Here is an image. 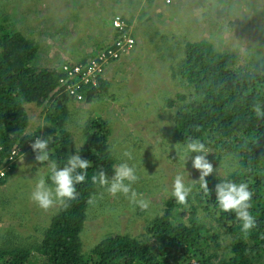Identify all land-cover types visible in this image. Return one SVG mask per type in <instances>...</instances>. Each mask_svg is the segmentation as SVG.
I'll list each match as a JSON object with an SVG mask.
<instances>
[{"label": "trees", "instance_id": "16d2710c", "mask_svg": "<svg viewBox=\"0 0 264 264\" xmlns=\"http://www.w3.org/2000/svg\"><path fill=\"white\" fill-rule=\"evenodd\" d=\"M0 31L2 161L13 149L19 156L33 154L28 147L30 139L50 135V160L62 167L72 152L66 123L68 103L73 99L60 83L61 67L39 66V43L21 31L7 30L3 24ZM117 37L118 32L114 40ZM181 73L193 89L191 95L180 93L167 104L179 105L173 117L176 136L183 144L199 139L213 152L236 161L238 168L226 175L249 184L254 194L250 212L256 227L241 232L235 214L219 212L215 195H205L197 185L184 204L170 195L144 233L110 234L84 252L81 232L90 197L99 187L91 177L101 169L111 175L115 165L108 149L110 126L105 120L93 118L82 127L84 144L79 149L91 164L85 181L76 186L77 198L67 206L60 205L50 225L40 227L41 240L12 242L9 246L5 244L13 237L3 239L0 264H264V120L257 119L252 111L257 101L264 100V54L252 66L241 65L235 53L217 50L208 41L187 43ZM108 86L100 79L98 88L86 92V100H94ZM25 103H34L45 111V126L33 133L27 132ZM15 167L0 179V185L6 183ZM216 176L208 178L210 188L223 178Z\"/></svg>", "mask_w": 264, "mask_h": 264}, {"label": "rangeland", "instance_id": "374dc122", "mask_svg": "<svg viewBox=\"0 0 264 264\" xmlns=\"http://www.w3.org/2000/svg\"><path fill=\"white\" fill-rule=\"evenodd\" d=\"M61 1L0 0V25L3 24L7 30L21 31L29 39L39 43L36 58L39 66L48 63V55L52 53L49 50L55 53L60 31L64 34V38L74 30L77 32L72 40L67 41L68 43H73L76 39L84 40L85 34L83 36L81 32L93 19L83 20L82 11L76 7L70 9L63 26L60 24L58 15L52 21L49 12L54 5H61ZM179 1L163 10L169 13L167 17L169 22L166 23L162 36L156 35L154 36L156 38H149L148 33L140 36L142 46L139 52H143L141 56H149L154 49L159 50L160 57L155 60L159 71L170 69V64L178 68L181 65V59L183 64L187 43L208 41L217 50L235 53L241 65L252 66L264 54V0H230L234 3L231 7L229 6L227 19L224 18L221 23L222 29L215 28L212 31L206 29V36L203 40L197 39V36L204 33L201 24L204 22L198 21L193 14L192 10L195 8L193 2L191 0ZM199 1L202 4V1ZM203 3L207 6L206 8L203 6L205 11L214 13L217 11L215 7L220 5V0H213L211 4ZM227 4L229 5V2ZM57 8L54 6L55 10ZM78 9L80 11H77ZM56 11L60 16L62 15L60 10ZM6 17L7 20L2 22ZM68 29H70L69 35L66 34ZM148 38L151 41H147ZM146 46L150 47L146 49ZM176 68L171 67V70H177ZM161 76L168 85L149 83L145 77H143V84L141 81L133 83L132 79L128 85L130 81L128 78L114 89L116 92L122 90L121 94L130 104L129 122L132 123L135 131L130 130V134L126 133V137L119 127L116 129L117 133H113V80L108 89L102 92V96L94 102L86 104V101L78 103L71 100L68 103L69 116L66 127L71 133V151L83 146L82 127L90 119L107 121L108 125H111L108 149L115 154L116 159L121 158L122 162L127 161L135 167L138 179L132 187L147 205L141 208L132 204L123 194L113 196L99 186L90 197L85 224L81 232L84 252H88L96 243L110 234L138 235L144 233L153 218L161 213L164 201L170 197L175 174L179 171H186L181 168L177 154L183 143L178 140L173 125L174 113L179 105L177 106L175 102L173 107H169L167 102L176 99L177 91L191 95L193 88L186 84L176 85L169 73ZM154 79L155 77L148 78V80ZM175 85L177 90L174 88V91L172 88ZM135 89L136 91H133ZM145 93L151 94V99L144 101L139 98ZM156 96L161 97L152 99ZM24 106L29 116L28 127L34 129L31 133L38 128H43L46 124L43 107L34 103H25ZM124 137L134 139L138 145L132 147L126 144L127 140L123 139ZM116 139L122 140L121 144L118 143V147H114ZM126 152L131 154V159L124 155ZM210 159L220 170L219 175L222 176L238 168L236 161L224 153L218 154L212 151ZM188 168L192 172V178H197L198 173L191 169L190 162ZM41 177L47 179V166L35 164L32 156L27 154L25 160L16 166V171L7 179L4 185L5 190L0 191L1 245L4 244L3 239L9 240L11 237L13 238L5 245L12 246V242L13 244L24 243L31 239L35 242L42 239L40 227L44 229L50 225L60 205L43 209L31 200V191ZM203 220L206 221L207 218Z\"/></svg>", "mask_w": 264, "mask_h": 264}, {"label": "crops", "instance_id": "0c3cea01", "mask_svg": "<svg viewBox=\"0 0 264 264\" xmlns=\"http://www.w3.org/2000/svg\"><path fill=\"white\" fill-rule=\"evenodd\" d=\"M179 0H172L171 3H166L165 0H152V1H142V0H62L60 3L61 5H54L58 7L56 10L61 11V16L59 15L58 11L52 7L51 11L49 12V17L53 21L58 15L60 17V24L63 26V22L66 17L69 15L71 8L79 7L82 11L81 14L84 16L83 20L91 21L85 26L82 30L81 34L84 36L83 39H76L73 43H68L67 41L72 40L77 32L74 30L70 35L69 30L66 32L67 36L64 38V34L60 31V39L57 43V47L55 49V53H50L48 55V63L46 65L41 64L47 68H57L59 69L63 63L66 62H79L86 59L90 54H95L97 50L103 47L105 44L108 45L113 42L114 38L116 37L117 30L112 27L111 20L116 16H122L128 23L131 33L136 40V44L133 49H131L128 53L122 56L120 59L110 62L105 69L104 73V80H106L109 84L111 80H113V133H117L116 129L119 127L122 134L126 133L130 134L131 131H135L131 122H129V117L131 116V112L129 111L130 104L126 101V97L122 95V90H118L117 92L114 90L120 82H124L128 78L130 79L128 85H130L131 80L133 79V83L140 82L141 84L144 83L143 77L149 83H156L159 84H166L168 83L163 79L161 76L162 74L169 73L172 75L173 80L176 82V85H187V81L183 78L181 70L183 67L182 59L181 65L176 68L173 64H170L169 68L165 71H159L157 68V62L160 57V52L158 49H154L149 56H141L143 52H139L140 46H142L140 41V36L142 34L148 33L149 38H156L154 36H162L163 30L166 28V23L169 22L167 17L169 15L168 12L163 11L164 8L167 6H172L178 3ZM195 6L192 10L193 14L198 18V21L201 22L204 33L200 36H197V39H202L206 36L205 30L208 29L209 31L214 30L215 28H221V23L223 22L224 18L227 19V14L230 11L229 6L234 2L230 0H220V5L216 6L214 13L211 11H205L204 7L205 3L211 4L213 0H201L202 4L199 0H191ZM179 2H182L180 0ZM229 2V5L227 4ZM200 5V7H198ZM84 6V8H83ZM204 6V7H203ZM83 8V10H82ZM79 9L77 11H80ZM172 14V13H171ZM200 18V20H199ZM69 19V18H68ZM208 19L212 20L210 22ZM71 21V19H70ZM76 22V20L74 21ZM199 22V23H200ZM207 22V23H206ZM206 23V24H205ZM73 25L75 23H72ZM198 25V24H194ZM70 27V26H69ZM222 29V28H221ZM221 32V30H220ZM73 35V36H71ZM175 37V36H171ZM147 41H151V40ZM150 46H146V49ZM53 54V55H51ZM57 54V56H56ZM149 63V66H147ZM173 69L177 70H171ZM149 77H155L154 80H148ZM175 87L172 90H177ZM177 86V87H178ZM139 89V88H138ZM137 89V90H138ZM174 90V91H175ZM133 91H136L133 90ZM103 92V91H102ZM102 92L97 94L94 97L95 101L102 96ZM182 92H176L177 95ZM151 94L145 93L140 99L146 101L150 97ZM161 96L152 97V99L159 98ZM173 99V98H172ZM174 100V99H173ZM91 101H87L86 104L91 103ZM168 104V102H167ZM29 117V116H28ZM34 130L30 126L27 128V132L31 133ZM110 133H111V125H110ZM123 139H126V138ZM128 145L135 147L138 144L134 141V139H126ZM122 142V140L116 139V143L114 147H118V143ZM134 154L143 155L142 153L139 154L138 152H133ZM29 154L32 156L34 160L33 154L31 152L26 153L21 157L20 160L17 161L16 166L25 160L26 155ZM113 157L115 160V164H119L122 162L121 158H115V154L113 153ZM119 161V162H118ZM131 164V163H130ZM46 166V165H44ZM16 171V167L14 168L13 172L10 174L8 178L12 176V174ZM6 184V183H5ZM4 184V185H5ZM4 185H0V191H4ZM14 234V233H12Z\"/></svg>", "mask_w": 264, "mask_h": 264}, {"label": "clouds", "instance_id": "9594fccd", "mask_svg": "<svg viewBox=\"0 0 264 264\" xmlns=\"http://www.w3.org/2000/svg\"><path fill=\"white\" fill-rule=\"evenodd\" d=\"M252 111L257 119L264 120V100L257 101ZM30 147L35 164L47 166V179L41 177L35 183L30 195L31 200L43 209L54 205L67 206L77 198L76 186L85 181L91 161L82 156L81 149L68 154L62 167L51 161L50 135L46 138L36 136ZM211 152L212 149L199 139L188 140L180 147L177 154L181 168L186 171L175 174L171 184V195L179 204H184L198 185L197 190H202L205 195H215V204L219 212L234 213L240 223L241 232L247 233L256 227V220L250 212L254 194L248 183L235 182L228 179L226 174L210 188L208 178L214 173L218 176L220 171L210 159ZM124 155L131 159L130 153L126 152ZM189 162L191 169L198 173L197 178H192V172L188 168ZM91 179L107 193L113 196L123 194L132 204L141 208L147 207L132 187L138 177L135 167L127 161L113 165L111 175L101 169Z\"/></svg>", "mask_w": 264, "mask_h": 264}, {"label": "built area", "instance_id": "2783aa9c", "mask_svg": "<svg viewBox=\"0 0 264 264\" xmlns=\"http://www.w3.org/2000/svg\"><path fill=\"white\" fill-rule=\"evenodd\" d=\"M165 2L171 3L172 0H165ZM111 24L118 32V37L112 43L98 50L97 54L86 62H66L60 68L63 73V78L60 79V83L64 85L65 92L78 103L87 102L86 92L98 88L100 79L104 78L106 66L110 62L120 59L133 49L136 44L130 27L122 16L116 15L111 20ZM36 136H33L28 142L30 150V143ZM2 151L3 147L0 145V179L6 177L10 173L9 171L12 169V166L22 157L18 155L16 149H13L2 161Z\"/></svg>", "mask_w": 264, "mask_h": 264}]
</instances>
